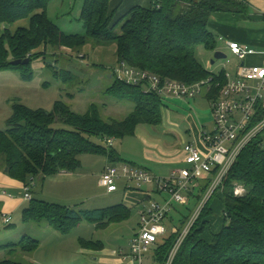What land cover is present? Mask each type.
Instances as JSON below:
<instances>
[{"label": "trees", "instance_id": "trees-1", "mask_svg": "<svg viewBox=\"0 0 264 264\" xmlns=\"http://www.w3.org/2000/svg\"><path fill=\"white\" fill-rule=\"evenodd\" d=\"M52 1L0 0V71L14 67L12 61L28 59V65L17 67L22 68L23 77L29 79L33 75L31 65L34 62L43 59L46 64L62 48L80 53L88 44L115 45L119 62L164 80L194 84L212 78L214 84L219 83L214 96L226 83L224 72L207 71L198 59V48L217 49V39L209 29L213 14H241L248 9L245 0H151L149 8H133L115 21L110 12L111 0H84L80 20L85 33L66 34L49 18L48 8ZM23 21H28V25L16 26ZM48 50H51L50 57ZM55 66L54 62L47 64L59 76L69 75ZM70 79L69 76L65 83ZM107 93L118 102L128 99L135 105L134 110L122 121H106L96 104L84 114L73 112L63 102H56L51 112L14 104L7 129L0 131L4 172L32 188L37 178L78 171L82 155L103 156L111 163L121 162L114 147L104 145L103 141L133 136L141 125H161L164 102L139 86H129L118 80H114ZM259 114L260 118L264 117V112ZM56 123L68 128H56ZM263 133L245 147L220 189L206 203L172 264H264ZM211 182L212 176L201 181L196 192L191 193L198 206ZM237 188L244 191L242 196L235 195ZM215 206L223 212V225L219 231L212 232ZM130 217L131 209L124 204L77 212L67 206L32 199L23 210L25 224L46 223L61 235L70 234L82 222L104 229ZM189 219L183 218L177 227L178 233L170 234L157 245L155 259L158 264H167L183 225ZM89 244L102 248L100 243L81 241L83 248ZM40 246L39 240L25 236L17 243L0 245V251L11 255L18 251L32 254ZM0 264L21 263L5 260Z\"/></svg>", "mask_w": 264, "mask_h": 264}, {"label": "rangeland", "instance_id": "rangeland-1", "mask_svg": "<svg viewBox=\"0 0 264 264\" xmlns=\"http://www.w3.org/2000/svg\"><path fill=\"white\" fill-rule=\"evenodd\" d=\"M70 3V0H54L50 6L49 18L66 33H85L80 20L82 4L80 7L78 3L75 9V5ZM218 44L227 55L226 59L215 60L214 53L205 50L203 46L198 48V59L207 71L214 74L225 72L234 77L239 62L229 49L222 47L221 43L217 41ZM95 47L93 46L90 51L86 52L84 47L80 53L62 48L53 59L54 61L49 59L45 64L43 59L37 60L31 65L33 75L29 79L23 77V69L17 66L0 71V131L7 129L8 120L13 113V105L16 103L33 110L43 109L51 112L56 102H63L77 114L86 113L92 104H96L104 120H124L134 110L135 105L126 98L121 102L110 98L107 90L114 84V79L109 77L112 68L106 64L95 63L94 59L100 58L95 55ZM108 49H112V46H109ZM48 53L47 56L50 57L51 50H48ZM213 60L215 64H212ZM51 62H54L56 68L65 70L69 75L67 77H65L66 75L59 76L52 67H47V64ZM257 62L256 58L249 57L247 59V65ZM69 76L71 77L70 81L67 80L65 83V79ZM167 103L173 104L170 101ZM194 107L196 111L208 108L206 105L197 104H194ZM162 112L163 121L161 125L140 126L136 137L113 140V147L123 158L126 160H130L129 158L144 160L147 153L163 156L166 152L180 150L190 141L191 138L187 132L189 127L185 122H182L181 116L178 113H173L170 118L171 113L166 107L162 109ZM55 127L68 128L61 123H56ZM212 128L214 129L213 118L212 124L206 126V130L210 133ZM92 140L99 142V139L96 138ZM79 159L81 160V167L76 172L83 177L77 183H75L76 178L68 180V182L75 183L70 185L73 190L68 191L69 194L65 196L66 199L63 201H56L59 202L58 204L63 206L71 204L77 212L103 209L120 204L130 206L131 203L125 200L121 189L108 194L104 188L99 186V179L107 165L105 157L82 155ZM3 166L0 158V245L17 243L27 236L39 240L41 246L32 254L18 251L11 255L2 250L0 251V262L11 260L21 264H98L95 260L100 256L109 255L114 251L118 254L121 249H128V243L136 228V207H132V217L125 222L114 223L104 229L97 228L96 224L82 222L68 235L58 234L46 223L25 224L23 222V209L27 208L30 202L23 203L24 187L20 188L18 184H13L16 180L4 172ZM39 179L35 181L34 185L31 184L33 199L37 201L44 200L40 192L42 191V182ZM120 182L117 184L119 188L125 183L124 181L122 184ZM53 185L54 188L52 184L47 185L46 191H63L58 187V184ZM9 194L13 196V199L9 198ZM221 194L220 192L218 196ZM243 194L244 191L241 188L235 190L236 196ZM168 197L169 195L165 194L163 199ZM152 200L161 202L162 198L159 199L153 195ZM197 208L198 204L194 197H190L186 206L175 205L165 221L166 237L173 232L175 227L180 225L183 218L192 217ZM4 215L11 217L10 225L3 222ZM222 225L223 212L220 207L215 206L214 217L211 220V231H219ZM80 239L97 245H99L98 242L104 243L107 253L101 254L102 251L98 247L93 248L94 245L90 246V244L89 247L82 248Z\"/></svg>", "mask_w": 264, "mask_h": 264}, {"label": "built area", "instance_id": "built-area-1", "mask_svg": "<svg viewBox=\"0 0 264 264\" xmlns=\"http://www.w3.org/2000/svg\"><path fill=\"white\" fill-rule=\"evenodd\" d=\"M227 46L239 64L234 77L224 72L226 83L215 96L213 92L219 87V83L214 84L212 78L187 84L164 80L121 62L113 68L112 75L115 80L129 86H139L145 93L155 94L166 103L181 101L191 106L192 102L205 93L213 95L210 96L209 106L214 129L210 133L202 129L200 134L206 154L194 144H186L183 152L187 167L164 179L155 177L146 169L127 164L107 166L100 177L99 186L108 194L117 192L118 181L124 179L129 186L133 185L137 189L154 184L158 193L169 195L161 202L151 201L148 208L140 213L138 231L130 243L131 253L140 264L151 247L164 241L167 234L165 221L174 206L188 205L191 193L200 187L201 181L212 176V182L202 202L183 225L167 262L172 264L204 206L220 189L245 147L264 132V117L260 118L259 114L264 112V50L238 42H228ZM249 57L256 58L258 62L247 65ZM113 140H105L103 144L111 147ZM24 200H32L30 187L24 186ZM3 222L10 225L11 217L4 215ZM176 233L178 228L175 227L171 234Z\"/></svg>", "mask_w": 264, "mask_h": 264}, {"label": "crops", "instance_id": "crops-1", "mask_svg": "<svg viewBox=\"0 0 264 264\" xmlns=\"http://www.w3.org/2000/svg\"><path fill=\"white\" fill-rule=\"evenodd\" d=\"M70 1L72 5L73 4L75 5L74 7L75 9L78 6V3L81 7V4L83 6V2H84V0H70ZM53 2L54 0L49 5L48 15H50V6L53 4ZM245 3L248 8L245 13H241V14L216 13V14H213L209 22V29L215 35L217 41L221 43V46L226 49H228V46H227L228 42H238L242 44H247L259 50H264V0H245ZM150 6H151V0H111L110 12L114 15L115 21H117L123 18L124 16H126L133 8L141 7V8L147 9ZM81 11H82V7L80 10V13ZM23 22L25 23L23 24L22 22L18 23L17 27L28 25V21H23ZM80 33H83V32H80ZM66 34H73V33H66ZM93 46L94 45L92 44H88L87 46H85V49H84L85 52L90 51L91 48H93ZM111 46H112V49H108L109 46H96L94 48V50L96 51L95 53L96 57H100V58L94 59L95 63L99 62L101 64L109 65L111 66L112 69L118 64L119 60L116 54V46L115 45H111ZM216 51H222L219 44L217 45V49L215 51H209V52L215 53ZM111 70L110 72L112 73ZM110 74H109V77L114 79L113 75L112 74L110 75ZM209 101H210V96L208 93H205L204 95H202V97L197 98L194 102H192L191 106L188 103L181 102V101H170V102H173V104L171 105L170 103L164 102V105H163V108L166 107L168 109V112L171 113L169 116L170 118L172 117L173 113H178L181 116L182 122H185L187 126L189 127L187 132L191 138L190 141L186 144H189V143L194 144L196 147H198V149L203 154H206L207 150L203 146L201 139H200L201 130L203 128L205 131L208 132V130H206V126H209L210 123L212 124V112H211V109L208 110L210 108ZM193 103L200 105V106L206 105L208 106V108L201 109L202 111H196ZM162 115H163V112H162ZM141 126H144V125H141ZM139 127L140 126L137 127L135 134L133 136H130L127 138L136 137ZM125 139H122V140H125ZM115 140L116 139H114V141ZM118 154L121 158V162L111 163L108 160V158L105 157L107 160L106 167L111 166V165L120 166L122 164H127L131 167L146 169L149 172H151L152 175H154L157 178H161V179L168 178L175 171L187 167L183 148H181L180 150L174 151V152H170V151L166 152L165 154H163V156L147 153L146 158L144 160H141V159L136 160L133 158H129L130 160H126L120 155L119 152ZM106 167L104 168L103 172L105 171ZM82 177L83 176L81 174H78L77 172H74V173L61 172L47 179L37 178L42 182V191L40 192L44 199L43 201L52 203V204L59 203L56 201H63V199H66L65 196L69 194L68 191H70L71 189L73 190V187H70V185H72L74 182L73 183L70 181L68 182V180L76 178L77 181H75V183H77L78 180L82 179ZM120 181L118 182H120L121 184L123 183L122 181H124L125 183H123L120 188L118 186V191L119 189H121L124 193L125 200L131 203L130 206L125 205L131 209V217L133 214L132 207H136V213H137V217H136L137 220H136V225H135L136 228L134 229L131 239L128 243L127 250L121 249L118 254L114 251V252L109 253V255L106 254V255L100 256V258H97L95 260L98 262V264H140L139 261H137L132 255L131 249H130V243L135 233L138 231L140 213L143 210L148 208L149 203L151 201H154L152 200L153 195H156L159 199L162 198V201H163V197L165 196V193L160 194L157 192V187L154 184L146 185L142 187L141 189H137L133 185L129 186V184L124 179H121ZM14 182L15 183L13 184H18L20 188L24 187L22 183L18 181H14ZM49 184H52L53 188H54L53 184H58V187L62 189L63 191L61 190L60 191H46L47 185ZM143 188H145V190H142ZM137 191H140V192H137ZM8 196L10 199H13L12 195L9 194ZM32 199H33V195H32ZM24 202L26 203L27 201L24 200V195H23V203ZM64 203H68V202H64ZM65 206L70 207V208L73 207L71 204L65 205ZM103 209H106V208H103ZM80 240L82 241L83 239H80ZM98 243L102 245V248L99 249L102 251L101 254L107 253L105 251L106 250L105 244L102 242H98ZM156 248H157V245L151 247L149 251L144 254L141 264H158L155 259Z\"/></svg>", "mask_w": 264, "mask_h": 264}, {"label": "water", "instance_id": "water-1", "mask_svg": "<svg viewBox=\"0 0 264 264\" xmlns=\"http://www.w3.org/2000/svg\"><path fill=\"white\" fill-rule=\"evenodd\" d=\"M226 58H227V55L224 52H222V51H216L214 53V59L215 60H222V59H226ZM28 64H29V60L28 59H26L24 61H22V60H16V61H12L11 62V65L12 66H20V65H28ZM212 64H215V61L214 60L212 61ZM7 170L8 169H6V171Z\"/></svg>", "mask_w": 264, "mask_h": 264}]
</instances>
